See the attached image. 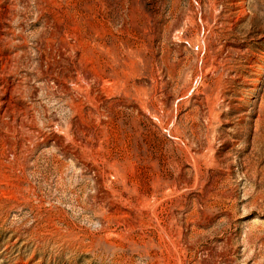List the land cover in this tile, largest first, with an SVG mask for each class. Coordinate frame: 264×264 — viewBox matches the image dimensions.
Here are the masks:
<instances>
[{
    "label": "rangeland",
    "instance_id": "rangeland-1",
    "mask_svg": "<svg viewBox=\"0 0 264 264\" xmlns=\"http://www.w3.org/2000/svg\"><path fill=\"white\" fill-rule=\"evenodd\" d=\"M0 264H264V0H0Z\"/></svg>",
    "mask_w": 264,
    "mask_h": 264
},
{
    "label": "bare ground",
    "instance_id": "bare-ground-1",
    "mask_svg": "<svg viewBox=\"0 0 264 264\" xmlns=\"http://www.w3.org/2000/svg\"><path fill=\"white\" fill-rule=\"evenodd\" d=\"M113 50V49H112ZM112 92V91H111ZM100 95V94H99ZM70 100V99H69Z\"/></svg>",
    "mask_w": 264,
    "mask_h": 264
}]
</instances>
